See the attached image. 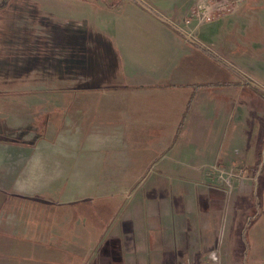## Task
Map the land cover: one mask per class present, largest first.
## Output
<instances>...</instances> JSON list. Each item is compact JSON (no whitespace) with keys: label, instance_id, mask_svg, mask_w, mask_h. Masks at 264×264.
<instances>
[{"label":"crops","instance_id":"1","mask_svg":"<svg viewBox=\"0 0 264 264\" xmlns=\"http://www.w3.org/2000/svg\"><path fill=\"white\" fill-rule=\"evenodd\" d=\"M192 1L112 0L105 5L107 12L97 11L94 20L82 12L64 21L56 17L60 25L91 22L110 40L121 72L113 86L82 90L118 92L100 100L106 106L93 103L92 114L98 118L94 124H98L92 132L70 129L68 102L56 140L61 148L47 142L35 148L20 180L30 174L36 184L25 193L38 192L48 179L65 181L64 199L54 202L35 192L32 196L8 193L33 204L24 212V221L18 213L13 230L0 225V233L13 237V242L0 238V264H211L216 253L222 264L218 245H234L237 240L233 237L239 200L235 186L243 180H222L219 170L236 175L257 165L259 136L254 137L246 125L245 106L264 122V93L262 86L243 84L235 69L231 71L236 77L226 73L231 79L223 81H213L211 75L201 83L177 81L183 62L196 56L190 46L197 45L186 42L164 18L182 20ZM232 23L227 21L228 26ZM220 30L221 20L199 27L197 37L213 42ZM241 63L246 70L237 69L244 74L257 66L264 69L263 64L254 66L245 59ZM183 71L189 74L187 68ZM178 97L187 103L181 120L172 119L170 112ZM46 113L42 114L47 118ZM86 115L78 108L76 120L85 124ZM45 117L43 136L48 140L53 124ZM0 148L1 161L7 147ZM56 155L63 163L54 162ZM224 185L231 187L230 196ZM92 188L96 193L90 198ZM37 200L60 209H37ZM93 201L96 205L85 210ZM9 215L15 217L10 211L0 212L1 218ZM70 223L77 233L75 245L66 238ZM81 232L86 238H78ZM23 233L34 235L39 244L14 243Z\"/></svg>","mask_w":264,"mask_h":264},{"label":"rangeland","instance_id":"2","mask_svg":"<svg viewBox=\"0 0 264 264\" xmlns=\"http://www.w3.org/2000/svg\"><path fill=\"white\" fill-rule=\"evenodd\" d=\"M111 2L112 0H0V43L4 41L7 43L0 47V56H4L6 60L7 58L11 60V64H7V62L0 65V93H2L0 94V101H5L4 104H6L0 107L1 130L9 127L8 129L15 128L16 131L20 129L21 132V129L27 127L32 121H34V123L37 122V119L34 118L35 116H33L32 113L31 115L24 113V107L35 108L38 106L39 108L37 111L40 114L44 113V111L50 114L51 107L62 105L61 100L63 98L60 95L63 93L71 95L69 100L70 106L67 108L71 121L70 129L75 132L76 128L81 134L96 130V124L98 123H94L98 118L92 114L93 103L97 100L99 105H103L100 100L114 97L115 93L118 91L103 88L97 91L95 90V93H92V91L82 90V88L71 89L70 87L71 85H75V81L71 83L63 81L61 84L59 82L61 79L56 77L54 73L59 72L60 69L63 68V65L57 63V60L53 62L54 56L49 54L40 55L34 53L31 57L34 59L35 63L36 57L40 59L39 62H43L42 67H37L38 71L35 70L29 77L32 82L6 83L3 81V73L7 68L12 71H17L18 68L19 71H21L20 65H22L26 56H29L28 49L34 44L30 42L32 40L29 39L34 38L36 35L40 37L47 36L42 32L43 28L39 26V23L45 24L46 21H55L56 17L58 20L64 21L65 17H72L73 14L81 12L91 15L94 20L95 13L97 11L106 13L107 7L105 5ZM242 3L243 4L240 5L242 6L241 11L238 14H233L221 19L220 31L223 33L219 31V35L215 41L210 42L201 40L204 44L203 46L198 44H196L197 46H190V49L196 52V56L188 60L186 59L185 62H183L178 71L180 77L177 81L181 83H201L208 80L204 77L210 75L213 81H223L230 78L229 75H232L231 78L236 77V74L231 71L235 69L240 73L236 78H239L243 84L248 86L256 84L264 87V69L257 66L263 64L262 66L264 67V0H243ZM229 20L233 21L231 26L227 24ZM89 26L93 28L91 22H89ZM31 31L35 33L30 34ZM28 32L29 35H27ZM19 37H21V39ZM191 44L194 43L191 42ZM104 51L107 53V64L104 65L99 63L96 59L93 61L95 65L93 71L98 74V83L101 84L109 81L111 78L114 79L115 72H118V74L121 72V62L120 64L116 62V65H114L115 55L113 49L106 47ZM242 59L248 60L249 63L257 66L252 69L253 73L245 71L247 73L244 74L241 72V69V71L237 69V67H240L246 70L242 67ZM229 62L233 64V66H231ZM26 68H30V66H26ZM185 68H187L189 74L183 71ZM64 71H66V69ZM226 73L229 75L227 76ZM24 76L25 75H23V77ZM109 86H113V84L104 87ZM262 87L260 88L264 93ZM5 90L6 93H3ZM13 90L18 91L13 93ZM261 90L259 91L261 92ZM215 93V95L219 96V92ZM173 101V110L170 111L171 118L177 119L179 117L181 120L186 112V100L178 97ZM103 106H106V104ZM103 106L99 107L102 108ZM245 107L249 110V123L246 125L254 137L259 136V157L257 165L253 164L252 169L240 171L241 176H237L238 181L241 182L243 180V184L238 183V186H235L239 200L236 206L238 217L236 218V230L234 231L233 237L237 238V240H234V245H230L229 242L224 245H218L222 250V264H264V122L262 119L255 117L254 113H252L253 110L251 106L246 105ZM78 108H80V111L83 110L87 112L85 124L76 120ZM46 116L47 118L44 114V117L48 119V115ZM100 119H104L101 114ZM43 124L46 125V122ZM103 125L106 126V124ZM229 125L230 127L228 130L229 133H231L234 123L231 122ZM244 125L245 124H243V126ZM61 126L62 123L60 121L56 128L49 130L50 134H47V136H52L48 139L49 141L46 140L44 136L35 139L33 132H24L21 136V140L25 141L27 143H25L26 145L19 143L3 144L0 142V146L7 147L0 161L1 191L27 196L35 195V191L31 194L25 192L33 189V186L36 184V179L31 177L30 174L25 180L20 179H22L21 177L26 173L27 163L35 156V148L40 146L42 142H47L58 149L61 148L59 142L56 141L59 138ZM100 129H102V127ZM29 141H34V147ZM2 153L0 148V157ZM63 161L64 160H62L59 155H56L54 158V162L57 164H61ZM43 162L46 164L48 163L44 160ZM72 162L73 160L69 158V166H72ZM246 177L250 179L249 185H247ZM66 187L65 181L55 182V180L50 181L48 179L38 187L41 189L35 193L43 195L41 197L50 201H62V199H64L62 190L66 189ZM224 187L226 189V194L230 196L232 193V191L230 192L231 188L227 185H224ZM240 189L242 190V194ZM95 193L96 190L92 188L88 196L93 198ZM95 202L96 201H93L92 206L96 205ZM84 207L86 208V206ZM3 210H6V212L10 211V213L15 215V217L12 215L0 217V225L8 230L14 229L16 221L18 224V213H21L20 216L22 217V221L27 219V215L24 213L26 210L24 208L22 210L20 206L15 208L12 205H7L6 209ZM51 211L53 210L51 209ZM75 221L79 222L77 224L80 225V218H76ZM74 228L75 226L73 223L68 224L66 238L71 242L70 245H75V241H73L74 236L77 237V233H74ZM78 234L79 239L83 237L82 235L86 238L85 232L84 234L83 232ZM0 238L4 240L10 238L13 242V237L3 233H0ZM15 242L17 245H35L37 241H35L34 235L25 237L23 233L20 237H17L14 243ZM37 243L39 244V242ZM210 263L220 264L219 253L211 256Z\"/></svg>","mask_w":264,"mask_h":264},{"label":"trees","instance_id":"3","mask_svg":"<svg viewBox=\"0 0 264 264\" xmlns=\"http://www.w3.org/2000/svg\"><path fill=\"white\" fill-rule=\"evenodd\" d=\"M39 24V26L43 28L42 32L47 36L40 37L36 35L34 38L29 39L32 40L30 42H33L34 44L31 45L30 49H28L29 56H26L22 65H20L21 71H19L18 68L17 71H12L11 69L7 68L3 73V81L11 84L17 82H32L29 77L35 70H37V67H42L43 64V62H39L40 59H38V57H36V63L34 59L31 58L34 53H36L40 55L49 54L54 56L53 62L57 60V63L63 65V68H61L59 72H55L54 75L61 79V81H59L61 84L63 81H66L67 83L75 81V85H71V89H94L102 86L104 87L112 85L114 83V80L117 78V72L114 73V79L111 78L109 81L101 84L98 83V74L93 71V69H95V65L93 63L94 59L98 60L99 63L104 65L108 62L106 55L107 53L104 51V49L106 47L111 48V44L110 40L106 38L102 32H99L96 28H91L86 24L82 26H75L71 23L60 25L54 20L46 21L45 24ZM32 33L35 32L31 31L30 34ZM27 35H29V32ZM19 38L21 39V37ZM4 44H7L6 41L0 43V47ZM116 62L117 61L115 57L114 65H116ZM5 63L11 64V60L8 58L6 60L4 56H0V65ZM26 66H30V68H26ZM65 69L66 71H64ZM23 75L25 76L23 77ZM17 91L18 90H13V93H16ZM3 93H6V90L3 91ZM60 96L63 98L62 100L60 99L62 101V105L51 107L52 109L50 110V114L48 113V119L51 121L49 122L53 124V129L58 126L63 116L65 106L71 98L70 94L63 93ZM4 103L5 101H0V107L6 105ZM38 108V106L35 108L24 107V113L29 115L32 113L33 116H35L34 118L37 119V122L34 123V121H32L27 127L21 129V132L20 129H17L16 131L15 128L8 129L9 127H6L4 130L0 129V142L3 144L19 143L26 145L27 143L21 140V136L24 134V132H33L35 139L42 137L44 132L43 121L45 122V120L43 119L44 117H42L43 114H40L37 111ZM29 143L32 146L34 145V141H29ZM31 203L33 204V200L31 199L22 198L18 195L13 197V195L11 196L10 194L0 190V212L6 211L3 209H6L7 205H12L15 208L20 206L22 210L24 208L27 211L29 207L31 208ZM34 203L37 209H60V207H54L53 205L50 206V203H46L41 200H37ZM92 203L93 202L89 203L85 210L92 209Z\"/></svg>","mask_w":264,"mask_h":264},{"label":"built area","instance_id":"4","mask_svg":"<svg viewBox=\"0 0 264 264\" xmlns=\"http://www.w3.org/2000/svg\"><path fill=\"white\" fill-rule=\"evenodd\" d=\"M242 1L243 0H193L188 8L187 14L182 20L174 21L168 18H164V20L176 30L185 41L203 46L204 44L197 37V29L235 14L238 7L242 4ZM219 175L222 180L226 181L230 178L241 176V172L235 175L225 170H219Z\"/></svg>","mask_w":264,"mask_h":264},{"label":"flooded vegetation","instance_id":"5","mask_svg":"<svg viewBox=\"0 0 264 264\" xmlns=\"http://www.w3.org/2000/svg\"><path fill=\"white\" fill-rule=\"evenodd\" d=\"M51 122V121H50Z\"/></svg>","mask_w":264,"mask_h":264}]
</instances>
